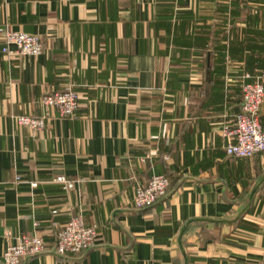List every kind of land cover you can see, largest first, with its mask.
Listing matches in <instances>:
<instances>
[{
  "label": "crops",
  "instance_id": "1",
  "mask_svg": "<svg viewBox=\"0 0 264 264\" xmlns=\"http://www.w3.org/2000/svg\"><path fill=\"white\" fill-rule=\"evenodd\" d=\"M7 28L38 34L42 53H5ZM263 75L264 0H0V264L22 234L47 246L22 264H264V181L250 197L264 152L225 147ZM69 87L76 115L43 103ZM155 174L167 196L136 208ZM77 214L96 244L60 255Z\"/></svg>",
  "mask_w": 264,
  "mask_h": 264
},
{
  "label": "built area",
  "instance_id": "2",
  "mask_svg": "<svg viewBox=\"0 0 264 264\" xmlns=\"http://www.w3.org/2000/svg\"><path fill=\"white\" fill-rule=\"evenodd\" d=\"M2 50L13 55L37 56L43 51L38 34L7 28L4 31ZM14 45L15 48L10 46ZM264 75L256 76L243 85V101L236 121L229 129L226 151L236 157H249L264 152V127L260 120V110L264 102ZM43 103L58 108L62 116H74L79 107L78 92L69 87L44 96ZM16 122L41 130L46 125L45 117L18 115ZM56 181L69 190L74 187V180L60 175ZM170 178L166 174L153 175L146 185L136 186L133 203L138 209L152 206L167 196ZM57 212V210H54ZM97 225H87L81 214L73 215L55 234L56 252L60 255L78 253L90 249L96 244ZM45 238L39 234H22L15 243H9L3 254L4 264H22L28 257L40 255L46 250ZM172 264V263H165Z\"/></svg>",
  "mask_w": 264,
  "mask_h": 264
},
{
  "label": "water",
  "instance_id": "3",
  "mask_svg": "<svg viewBox=\"0 0 264 264\" xmlns=\"http://www.w3.org/2000/svg\"><path fill=\"white\" fill-rule=\"evenodd\" d=\"M263 181H264V177L262 178L261 182H259V183L253 188V190H252L251 193H250V197H251V199H253V197H254V195H255V193H256L258 187L260 186V184H261Z\"/></svg>",
  "mask_w": 264,
  "mask_h": 264
},
{
  "label": "trees",
  "instance_id": "4",
  "mask_svg": "<svg viewBox=\"0 0 264 264\" xmlns=\"http://www.w3.org/2000/svg\"><path fill=\"white\" fill-rule=\"evenodd\" d=\"M168 191H169V187H168L167 193H168Z\"/></svg>",
  "mask_w": 264,
  "mask_h": 264
}]
</instances>
